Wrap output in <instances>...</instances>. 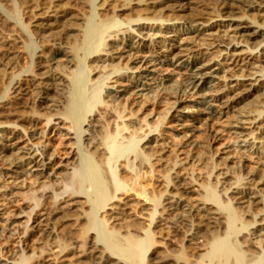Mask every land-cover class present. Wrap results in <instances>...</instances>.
<instances>
[{
	"label": "bare ground",
	"instance_id": "1",
	"mask_svg": "<svg viewBox=\"0 0 264 264\" xmlns=\"http://www.w3.org/2000/svg\"><path fill=\"white\" fill-rule=\"evenodd\" d=\"M19 1L25 11H44L39 16L36 14L37 25L33 26L48 34V37L43 34L45 40L39 42L42 54L37 55V58H46V48L50 49L51 54L48 55L50 65L45 72L37 73L30 69L24 72L28 73L30 78L26 80L19 74L21 79L17 77V82L9 85L8 97L0 101V120L8 119L7 122H0V139L5 142L0 144V167L7 172L6 176L22 173L27 176V179L20 183L5 184L0 188V241L19 240L18 244H23L15 255L11 254L12 259L8 258L4 264H31L36 259L35 249H29L27 245L31 240L41 248L42 254L46 250L53 251L50 264H264V195L262 213L254 215L248 223L242 222L243 227L236 229L241 214L244 216L245 213L243 207L238 205H257V200L261 198L258 193L260 189L236 188L239 191L234 193L235 196L229 195L228 202L225 203L227 200L224 194L227 195L231 186L224 181L227 174L223 173L214 177L216 181L212 189H195L197 179L180 178L181 173L174 171L176 168H184L192 161L197 162L198 156L192 154L190 161L189 156L188 160L186 158L176 161L173 169L165 176L166 190L154 196L149 192L151 184L158 180L155 177L156 164L153 159L158 152L166 153L168 146V143H160L163 139L160 132L140 147V152L144 155L142 161L136 157L141 162V167L149 168L145 169L147 171L144 176L140 174L133 177L125 166H121L122 174L107 167L110 162L116 164L120 160L117 150L122 143L119 142V135L129 131L130 127H135L134 124L128 126L124 121L128 110L131 116L136 113L128 104H121L123 93L142 97V93L148 91L146 84H138L136 81L130 89L132 91L119 92L117 88L124 85V80L130 81V70L138 71L140 74L137 77L141 78L147 73H156L151 68L159 65L158 61L162 63V60L153 54V35L147 40L149 34H145V30L154 28V24L147 22L172 21L174 18L167 13L188 12L189 16L184 22V25L189 27L187 30L164 27L165 25L156 27L160 32L184 34L185 39H177L186 43L200 34H207L208 30L199 33L200 31L194 28L197 24L223 22L235 35L227 34L226 39L213 38L212 43L205 44L206 50L212 52L211 55L218 52L235 60L243 55L249 56L248 58L253 56L254 59V50H264V0H124L122 8L114 13V18L104 22L101 20L100 24L91 23L90 26L85 23L87 20L84 17L74 18L75 16L67 11L58 13L56 7L59 6L54 5L58 0ZM49 1H53L54 6L51 4L46 7ZM66 1L91 5V0ZM172 1L180 4L171 6L169 3ZM113 2L114 0H93L91 8L97 14V11H106ZM136 7L143 8L140 15L126 21L120 19V12L134 10ZM176 17L182 20V16ZM176 17L175 20L178 21ZM125 22L131 28L114 31V28L122 27ZM17 33L15 26L0 15V42L1 45L6 44L3 48L5 52L0 54V68H16L10 62L18 58L14 48V43L19 38ZM238 37L246 40L238 41ZM73 38L76 45L74 47L72 41L70 42ZM188 48L186 44H174L166 51L167 54L162 55L169 60L182 56ZM60 58H65L64 65H57ZM79 58L88 63L85 68L82 67L84 69L80 68L75 72L74 76L81 80L84 87L91 84L94 89L91 98H86L89 99L86 103H81L78 95L75 97L70 83L69 70L73 66L77 67ZM132 65L136 68H132ZM179 67L184 71L180 75L181 78L177 82L171 80L170 83H173L168 87L170 90L162 87L163 90L158 93L160 95L157 94L163 99H175L177 104L182 103V98L187 97L190 91L197 95L198 90L203 91L210 87L208 84L213 82L211 80L220 79V70L214 69L210 62L205 60L198 59L188 66L182 64ZM261 69V75L255 74L254 78H249L244 83L239 82V86L230 87L226 84V94L219 93V84L210 91L212 95H202L197 104L202 107L200 111L206 123L204 135L207 139L223 142L221 145L225 146L224 151L232 155V159L245 158L251 161L258 158L256 163L264 166L262 157L259 158L260 150L264 148V125L261 123L264 118L260 117L264 114L263 111H258L264 110V103L256 104L257 109L242 111L232 117L229 113L233 103H239L254 92H264V68ZM108 80L110 83H107ZM247 81L251 83L246 84ZM25 83L29 87L25 88ZM103 89L108 102L105 101L102 106V95L99 91ZM25 92L33 93L38 102L34 114L30 117L23 116V106L16 102ZM214 103H224V106L218 110ZM255 111L258 114L261 112V115H254L252 112ZM55 120L59 121V126L67 132L65 135L62 133L65 138L72 134L75 137L70 138L68 144H62L60 148L49 151L45 139L48 127ZM118 120H122L123 127L117 125L114 130V124ZM22 122L31 127L21 126ZM18 127H22L24 132L17 130ZM160 127L163 126H151V130H146L141 137L147 139L150 133L158 132ZM72 130L75 133H72ZM141 130L144 131L142 128ZM134 134L137 135L136 128L128 135L129 138H133ZM192 136L186 134L188 139L179 146L178 152L187 154L188 151L200 148L199 144L192 140ZM235 139L252 143H249L248 150H242L234 146ZM138 142L134 141L133 144L139 145ZM76 145L78 149L75 148ZM176 147L178 148L177 144ZM77 150H84L90 157L89 160L93 158L101 163V166L87 162V158L80 159ZM135 150L136 147L132 151ZM251 151L252 155L248 154ZM108 153L112 155V159L107 162ZM215 165L217 169L220 164ZM98 171L101 172L100 176ZM118 175L121 178L124 175L126 182L118 180ZM244 177L245 180L250 179L248 175ZM241 183L247 186L252 181ZM258 184L264 185V180ZM218 188L221 195L216 191ZM221 196L226 200H223V203ZM191 200L196 203H191ZM49 202L52 203L50 211L49 207L46 208ZM91 204L90 212L86 211ZM122 207L134 212L130 218L123 221L116 215V210ZM135 233H142L144 239L137 238ZM123 234L127 236L122 237ZM162 234L166 237H162ZM179 238L183 243L181 247L176 248L173 244ZM252 238H255L256 242ZM7 253L3 249L0 254L6 256Z\"/></svg>",
	"mask_w": 264,
	"mask_h": 264
},
{
	"label": "rangeland",
	"instance_id": "2",
	"mask_svg": "<svg viewBox=\"0 0 264 264\" xmlns=\"http://www.w3.org/2000/svg\"><path fill=\"white\" fill-rule=\"evenodd\" d=\"M53 1L52 2L49 1L47 3L46 7H48V6L50 7L51 4H52V6L58 5L60 7V9H59V7H56V9H58V13L61 11V14H62V12L67 11L68 14L72 15L73 17L75 16L74 18H77V17L83 18L84 17L87 20L85 23L88 26L92 25L91 23L100 24L101 20H102V22H104V20L107 21L108 19L110 20V19L114 18V16H115L114 13L117 10H119L120 8H122L121 6H123V2H124V0H114V2L112 3V6H110L106 11H100L101 13L99 11H97V14H96V11L94 12V10H92V8H91L93 0H91V5H90V3L88 5H86L84 3H74V2H68L66 0H64V1L58 0L54 4ZM169 4L171 6L174 5V7H175V6H178L180 3H177L176 1H172ZM141 9H143V8H140V7L137 8L136 7V8H134V10L120 12L119 15H122L120 19L121 20L124 19L123 21H126L127 19L129 20L133 17L135 18L136 16L141 14L140 13ZM26 12H28V13L26 14ZM43 12L44 11L38 12L34 9H28L25 11L24 6L21 5V2L19 0H0V15L2 17H6V20H8V23L11 24L12 26L13 25L15 26V28L18 30L17 35L19 37V38H17L18 41H16L14 43V45H15L14 48H15L16 53H18L17 54L18 58L14 59L10 62L11 64H14L13 67L14 66L16 67L15 70H13V69L9 70V68L7 69L4 66L0 68V101L5 100L8 97V90L7 89L9 88V85L11 83L15 84L17 82V80H18V79H16L17 77L18 78L20 77V79H21V76H22L23 80L30 79L28 77L29 76L28 73H24V72H28L31 69V71H33V72L43 73L47 70L48 65H50V63L47 60L48 55L51 54L49 48L44 49V52H46L48 54L47 56L45 55L46 58H37V55L42 54V53H40L41 49H40V43L39 42L45 40V37L43 38V34L48 37L47 32H45L44 30H41L38 27H33L34 25L35 26L37 25V22L35 20L36 14L39 16V14H42ZM24 13L26 15H24ZM188 14H189L188 12L175 13V14L174 13L172 14V12H169V13H167V15L174 18V20L172 19V21L171 20L170 21L163 20V21L147 22L151 25L154 24L155 29L153 28V30H150V29L145 30V34L146 33L149 34V38H147L146 36L145 37L147 38V40H149L150 37L153 35L152 36V41H153L152 43L154 46H152V49H154L153 51L155 52L153 54L157 59H161L162 63H159V61H158L157 63L159 65H157L154 68H151V70H153L156 73H147L144 77H141V78L137 77L140 74V73H138V71H136L135 69L130 70V72L128 73V76L131 78L130 81L127 79L124 80L125 86L123 85L122 87L117 88L119 92H123L125 90L132 91L130 89H132V86L135 84V81H136V82H138V84H141V83L143 85L146 84L145 87L148 89V91L143 92L142 95H144V96H142V97H139V96L135 97L134 95L129 96V94L126 95L125 93H123L124 94V96H123V94H122V96L124 98L122 99L121 104L123 106H124V104H128L131 107L132 111L136 113L134 116H131V113L128 110L125 113V115H128V116L125 118L124 121L128 126H132L134 124V126H135L134 129L135 128L137 129V135L138 136L136 134H134L133 138H132V136H131V138H129L130 136H128V135H130V133L134 130L133 127H130L129 131H125L124 134L122 133V135H119V137H118L119 142L121 141L120 143H122V144H120L122 146L117 150V151H119L118 153H120V160L116 164H114V162H110L109 165L107 164V167L109 168V170L117 171V173L120 174L122 167L125 166L126 168L128 167L127 170L130 172V174L133 177H136L137 175H140V174H142V176H144L145 172L149 168L144 167V166L141 167V165H140L141 162L138 161V160L142 161L143 156H144L140 152V150H141L140 147L148 139L152 138L153 136L157 135L160 132L161 134H163V136H162L163 139L160 143H162V144L168 143L167 144L168 146H166L167 149L165 148L166 153L162 154V153L158 152L155 155V158L153 159L154 164L157 165V166L155 165L154 169H155V175H156L155 177L158 180H156L155 182H153L151 184L152 186L149 187V192L151 194H153L154 196L155 195L157 196V195H160L162 192H164V190H166L165 189L166 188L165 183H164L165 176L168 174V172L171 169H173V166L175 165V163L178 159H186L187 156H189L190 159L187 158V160L189 159L188 161H190L192 154H193V156L194 155L196 157L198 156L197 162L192 161L191 163L186 164L184 166V168L181 167V168H176L174 170L178 173H181L180 178L189 179V177H190V179H192V178L197 179L198 180V182H197L198 186L195 185L194 186L195 189H198V190L204 189L203 191H206V188L212 189V187H214L213 183H215V181H216V180H214V177H216L222 173L227 174L225 177L227 179H225L224 181H227L231 186V188L229 187L230 189H229L227 195L224 194V197L226 198L227 201L225 200V198L223 199V197L221 196L222 203H223V200L226 201L225 203L228 202V197H230L229 195L235 196L234 193L239 191L236 188L240 189V187H241V188H246V189L247 188L255 189V187H256V189H260V192H258V193H259V196L261 195L260 196L261 198H259L257 200V202H258V203L256 202L257 205L253 204V206H251V204H249V203L242 204V206L238 205L241 208L243 207V209H244L243 212H245V213L247 212L246 215L244 213V216L241 214V216H240L241 219H239L240 221H238L236 223V224H238L236 229H239V228H242L245 223L252 221V219L254 218V215L256 216V215L262 213L261 210L263 208L262 196L264 195V185H260L258 183H260L261 180H264V166H260L256 163L258 158H254L251 161H249V159L247 161L245 158H244V160H239V158L232 159V155L227 154V152L224 151L225 146L221 145V144H224L223 142H215L214 140L207 139L206 136L204 135L205 134L204 128L206 126V123L204 122L205 121L204 117L202 116V114H201L202 112L200 111L202 109V107L200 105H198L197 102L201 99L202 95H204V94L205 95L209 94V96L212 95L210 93V91L212 89L217 88L219 86V84H220L219 87L221 89L219 93L220 94H226L227 89L224 87L226 84L230 85V87H236V86H239L240 83H242V82L244 83L245 80H248L249 78H254L256 76L255 74H257V76L261 75L262 74V73H260L262 71L261 67L264 68V50H261V49L254 50V52H253V55L255 56L254 59H252L253 56L252 57L250 56V58H248L249 56L247 57V56L243 55V56L238 57L235 60V58H233V57L227 56L226 54H220L218 52H216L217 54L214 52L211 55L212 52L209 53L208 50H206L207 46L205 44L212 43L213 38L219 37V38L226 39L227 34L235 35L234 32H232L231 30L228 29V27L225 26V23L220 22V21L211 22V23L206 22L204 24H197V26H195L194 28L197 29L198 32L200 31L199 33H202L204 30H208L207 34L205 36H203V34H200L198 37H195V39L189 40L187 43L184 40L181 41V40L177 39V37H182L183 39L186 38V36L182 33H180V34L166 33V32H160L159 30L156 29L157 26H161V25L164 26L165 25L164 27H169V28L170 27L171 28L179 27L182 30H185V29L187 30V29H189V27H188V25H184V22H185V18H187L189 16ZM176 15L182 16L180 18H182V20L184 18V20L183 21L181 19L179 20V17H176ZM175 17L178 18L177 19L178 21L175 20ZM124 24H125V26H124ZM124 24L122 25V27H118V29L114 28V31L115 30L116 31H121V30L125 31L130 27V26L126 25V22ZM183 28H185V29H183ZM237 39H239L238 41H242V39L246 40V38H242V37H241V39H240V37H238ZM74 40H75V38L70 40V42L72 41V43L74 44V45L71 44V46L73 45L72 47L76 46L74 43L75 42ZM195 41L197 42V44ZM2 43H3V41H2ZM250 43H251V41H250ZM174 44H186V47H189L188 50H190V51L187 50L188 52L185 51L182 54V56L175 57V58H169V60H168L162 54H164V55L167 54L166 51L168 49L170 50L172 45H174ZM243 44L244 43H242L241 46H243ZM5 46H6V44L3 43L1 45V42H0V54L5 52V50L3 49V48H5ZM242 49H245V48H242ZM92 57H94V56H92ZM195 57H196V59H195ZM198 59L210 62V64L213 66L214 69L220 70L218 73V78H220V79L211 80L213 82H210L208 84V86H210V87H208L206 90H203V91L198 90L197 95H194V93H193L194 91H190L191 93L187 96L188 98L187 97L182 98V103H180V104H177L175 99H163V98L158 96V95H160V94H158L159 91L163 90L162 87H164V88L166 87L165 89L170 90L168 87H169V85H171L173 83V82L170 83V81L172 80L174 82H177L181 78L180 75H182V73H184V71L180 70L179 66H181L182 64H184L185 66H188L189 63H191V62L193 63L195 60H198ZM244 59H245V61H243ZM64 60H65V58H60L57 65H59V64L64 65L63 64ZM87 63L88 62H85L83 59L79 58V60H77V67L73 66L69 70V71H71L69 73H71L70 83H71L72 91L74 94H76L75 97H77V95L79 96V100L81 101V103L88 102V100L91 98L90 95H92L94 89H92L91 84H89L91 87L89 85L84 87V85H82V83H81V80L79 78H76V76H74V73L77 72L78 70H80V68H81V70L84 69L85 66H87ZM117 63H118V61H117ZM81 64H82V66H81ZM83 66H84V68H82ZM131 67L136 68L134 65H132ZM133 73H135V74H133ZM19 74H21V76ZM253 75H255V76H253ZM146 76H148V77L145 78ZM242 76H245V77H242ZM95 78L96 77H94V79ZM13 79H16V80H14V82H13L12 81ZM93 82H91V83H93ZM107 83H110V80H108ZM247 83L249 84L251 82L247 81L246 84ZM92 85H94V84H92ZM23 86L25 88L29 87V86H27L26 83L23 84ZM81 86H83L84 88ZM88 87H90L91 89ZM104 90L105 89L99 91V94L102 95V96H100V99L102 98L101 102L103 101L101 104L102 106L106 103L105 101L108 102V99L105 97V94H104L105 91ZM260 92H259V94H258V92H254L255 94L254 93L250 94V96H247L244 99L240 100L239 103H233V105H232L233 108L231 110H229L230 111L229 113L231 114L230 116L231 117L235 116L242 111H246V110L252 111V110H254V108L257 109L256 104L258 105L259 103H261V104L264 103V97H263L264 92L263 91H260ZM25 93L22 94L19 98H17L16 102H18L20 105L23 106V109H22V111L24 112L23 116L24 117H30L32 114H34V111L36 110L35 108L38 106V102L35 100V96L33 95V93H29V92H27L26 94ZM86 94H88V95L86 96ZM81 98L84 101H82ZM86 98H89V99H86ZM126 98H128V99H126ZM249 100H251V101H249ZM214 105L217 106L216 109L221 110V108L224 106V103H214ZM94 110H96V108ZM258 111L264 112L263 109L258 110ZM261 112H259V114ZM263 112H262V114H264ZM252 113L256 116L257 115L259 116L258 112H256V111L252 112ZM255 113H257V114H255ZM260 117L264 118V115H262ZM7 120L1 119L0 122H2V123L7 122ZM261 123H262V125H264V120ZM20 125L24 126V127H29V128L31 127L26 122H22V123H20ZM117 125L118 126L120 125V128H122L123 127L122 120L116 121V123L114 124V127H113L114 130L117 128L116 127ZM158 125L163 126V127L159 128L158 132L150 133L148 135L147 139L145 137H141V136H143V134L146 130H149V131L151 130V126L152 127L154 126V128H155ZM11 127L13 128L14 126H11ZM61 127L62 126H59V121H57V120L53 121V123L48 127L47 136L45 139V142H46L45 144H46L47 150L53 151L57 148H60L61 147L60 145L68 144L70 142L68 140L70 138L75 137L72 134V135L67 136L65 138V136H63V134L65 135L67 132ZM141 128L144 129V131H142ZM19 129L24 132L22 127L17 128V130H19ZM191 129H196V130L194 132H191L190 131ZM113 132L117 133L118 131H113ZM186 132H188V133H186ZM72 133H75V131L72 130ZM186 134H188L190 136L193 135L192 140H194L195 143H198L199 144L198 147H200V148L195 149L194 150L195 152L194 151H190V152L186 151L187 154H183L182 152H178V149H179V146L184 144L186 142V140L188 139V137H186ZM182 138H184V139H182ZM134 141H139L138 144L139 143L140 144L135 146L133 144ZM2 142H3V140L0 141V144H2ZM128 142L129 143L131 142V144H129ZM233 142H234L233 143L234 146H236L238 149H242V150H244V149L248 150L249 149L248 146L252 143V141H250L249 142L250 144H249V143H246L240 139L239 140L235 139V140H233ZM4 143L5 142H3V144ZM124 144H126L125 146H128V148H126L124 146ZM176 144H177L178 148L177 147L175 148ZM133 145L137 149V150H135V152L132 151L135 148ZM76 146L77 147H75V148L78 149V145H76ZM137 146L139 148H137ZM79 147H80V145H79ZM163 147H165V146H163ZM126 150H127V152H125ZM117 151L115 154H117ZM155 151H158V150L155 149ZM260 151H261V153H260L261 156L259 158L261 159V157H262L261 161L264 162V148H263V150L261 149ZM77 152L80 153V159L81 158L84 160L88 159L87 162H89V163L92 162L96 166H99L101 164L98 161H96L95 159L93 160V158L91 160H89L90 157L87 156V153L84 150H77ZM249 153L251 154L252 151L248 152V154ZM136 157H138L140 159L137 160ZM111 159H112V155L110 153H108V155L106 156V161L108 162V160H111ZM159 160H161V161L159 162ZM199 160L202 162H200ZM183 162H185V161H183ZM145 163H146V161H145ZM215 163L220 164L217 169H215V166H216ZM114 166H115V168H114ZM145 169H147V170H145ZM6 173L7 172L2 170V168L0 169V188L2 186H4L5 184H12L14 182L20 183V182L24 181L25 179H27V176L23 175V173L20 175L14 174L13 176H6ZM252 173H254L255 175H251ZM97 174L100 176L101 172L98 171ZM192 174H193V177H192ZM247 175L250 176L249 180H245L246 178L244 176L247 177ZM122 177L123 178H121V176L118 175V180L121 179L120 181H122V183H125L126 180L124 179V175ZM17 178H18V180H17ZM239 181H240V183H239ZM247 181L248 182L252 181V183H248L247 186L244 183H241V182L246 183ZM129 183H131V182H129ZM219 189L220 188H218L216 191L218 192V194L221 195V193H219ZM263 199H264V197H263ZM194 201L195 200H191L190 202L196 203V201L195 202ZM51 204L52 203L49 202L46 206V208L49 207L48 208L49 211L52 208ZM90 209H92V204H91V206H89V208H86V211L90 212ZM133 214H134V212L131 209H129V208L127 209L125 207H122L121 209L116 210L117 217L122 219V221L125 220L126 218L127 219L130 218ZM98 218L101 219L100 216ZM249 230H253V229H249ZM245 233H248V232H245ZM135 235L137 236V238L144 239V235L142 233H135ZM123 236H127V234H123L122 237ZM162 237H166V236H164V234H162ZM161 239H159V241L162 242L163 240H161ZM252 239L254 240L255 238H252ZM8 241H9V243H7ZM254 242H256V239ZM18 243H19V240H17V242H14L12 240H6V239H2L0 241V253L2 252L3 249H4L5 253H7L9 251V253H7L6 256L5 255L2 256V254H0V264H4V261L8 260V258L10 259L12 253L15 255L17 253V251H19V247H23V244H18ZM122 243H123V241H122ZM182 243H183V241L179 238V239H176V241L173 245H174V247L179 248V247H181L180 245H182ZM27 245H29L28 246L29 249H32V250L35 249L36 259H34L35 262L32 261L31 264H50V263H52L51 258H53V254H51V253H53V251L50 252V251H47L45 249L46 250L45 253L42 254L41 248H39L37 243L35 241H32V240L27 242ZM37 248H39V249H37ZM55 251H57V250H55ZM160 251L162 252L163 248H161ZM44 254H46V255H44ZM45 259L47 262L45 261ZM131 264H135V263H131ZM169 264H171V263H169Z\"/></svg>",
	"mask_w": 264,
	"mask_h": 264
}]
</instances>
